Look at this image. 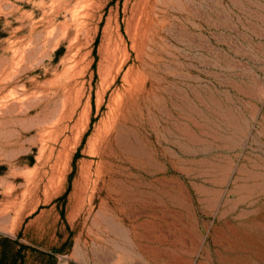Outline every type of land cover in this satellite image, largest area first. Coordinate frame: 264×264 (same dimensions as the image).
Returning <instances> with one entry per match:
<instances>
[{"label":"rangeland","instance_id":"374dc122","mask_svg":"<svg viewBox=\"0 0 264 264\" xmlns=\"http://www.w3.org/2000/svg\"><path fill=\"white\" fill-rule=\"evenodd\" d=\"M0 234L264 264V0H0Z\"/></svg>","mask_w":264,"mask_h":264},{"label":"trees","instance_id":"16d2710c","mask_svg":"<svg viewBox=\"0 0 264 264\" xmlns=\"http://www.w3.org/2000/svg\"><path fill=\"white\" fill-rule=\"evenodd\" d=\"M23 246L16 238L0 234V264H21L23 254L20 248Z\"/></svg>","mask_w":264,"mask_h":264}]
</instances>
